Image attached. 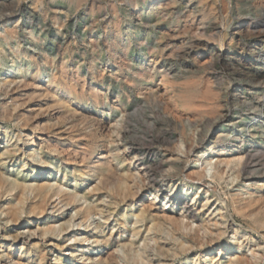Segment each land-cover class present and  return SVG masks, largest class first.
Instances as JSON below:
<instances>
[{
    "label": "rangeland",
    "instance_id": "rangeland-1",
    "mask_svg": "<svg viewBox=\"0 0 264 264\" xmlns=\"http://www.w3.org/2000/svg\"><path fill=\"white\" fill-rule=\"evenodd\" d=\"M263 14L264 0H0V73L2 74H0V104L7 103L8 108L5 117L0 119V137L2 130L15 131L13 135L11 134V138L13 137V141L18 140L16 121L13 118L19 115L31 117L36 115L35 118L41 121L46 133L47 131L49 133L54 125L73 127L76 133L88 134L85 142L89 145L107 146L117 154L118 157L113 159V163L118 172L122 168L120 162L124 160V165L129 164L139 175L142 166L140 163L147 151L158 152L162 147L169 144L172 146L177 142L181 147L179 155L184 157L186 151L184 133L190 134L194 131L195 122L198 123L202 119L206 105L215 103L219 105L221 111L224 109V100L233 96L238 89L242 97L233 107L236 116L239 117L237 123L232 121L225 123L224 133L236 134L241 126L240 123L246 120L247 115L258 109L263 113L261 119L264 121V65L259 73L253 66H247L248 73L238 77L226 70L219 56L220 48L225 47L228 49L227 59L232 55L240 56L242 53L248 60H252L258 52L256 47L259 42L255 35H258L259 27H250V32L247 31L245 19L263 17ZM8 30H11L10 34L5 36ZM62 60L68 67L67 83L69 84L67 85L76 91L74 97H77L71 102V106H76V113H54V110L45 102H41L38 96H25L19 101L21 106L17 108L12 106L11 98H8L3 85V80L8 75H12L18 81H31L35 70L41 69V75L38 76L42 81L49 82ZM6 70L7 74L4 73ZM246 82L243 87L236 85ZM20 83L22 84V81ZM13 86L14 84L8 87V90ZM106 122H111L110 127L102 125ZM117 128H122V132ZM205 129L209 130L210 125H205ZM262 129L263 132L255 134V140L261 147L259 150L252 149L249 155L254 173L252 175L241 173L237 180L231 181L234 174H238L239 168L233 165L231 168H226L224 178L221 180H214L213 173L208 174L207 185L211 188L209 196L213 192L212 188L217 189L221 197L227 199L230 193L254 192L264 185V177L261 175L264 173V127ZM25 143L27 153L37 150L35 158L21 155L22 160L17 164L16 158L11 161L4 156L7 160L5 168L20 171V166L25 164L21 176L32 173L33 168L39 165L46 153V150L42 153L39 146L28 145L25 139L19 141V146L24 147ZM7 147L11 149L7 146V142L0 139V152ZM196 152L191 154L194 155ZM49 157L53 161L49 174H55L70 191L78 189L82 197L80 200L82 205L85 206L91 201L97 202L99 195L91 193L95 180L83 176L76 181L78 166L73 155L52 152L49 153ZM161 172L155 170L152 173L160 177ZM165 184L163 192L157 198L154 197L156 191L152 187L154 194L149 195V200L157 201V205L161 208L181 212L178 207L174 208L171 201L178 196L184 198L181 181L174 178L172 182L166 181ZM174 186L176 189L173 192ZM197 186V184L193 185L189 193L199 191L196 189ZM205 197L206 194L201 190L196 198L197 202L193 203L195 212L199 215L203 214L206 221L210 220L211 230L216 231L213 230L214 234L209 236L202 235L204 240L229 227L222 237L224 246L221 250L230 255L235 252L241 254L244 251L249 257H253V264L258 261L261 263L264 254L263 238L253 233L246 220L240 216L236 215V223L230 224L228 215L231 212L222 213L215 209L216 196H211L209 204L202 208ZM186 201L190 199L187 198ZM110 202L111 198L104 196L102 203L104 210L112 209ZM75 209L76 207L72 205L63 206L60 210L49 209L47 214L50 217H61L63 213L68 219L76 214ZM118 212L123 213L124 209ZM118 212L113 213L108 221L104 217L100 220L108 222L110 227L118 226L116 221ZM107 215L105 213V216ZM25 216L22 218L24 219L22 223L13 224L7 221L4 214H0L1 234L7 233L12 236L19 234L20 238L23 235L24 238L28 234L23 233L27 229L24 224L28 218ZM98 217L100 216L95 215L91 221ZM127 218L129 221L127 224H132L130 212ZM188 220L189 218H185V221ZM191 223L192 228H195L198 222ZM37 225L40 227L45 225L43 218L34 219L30 227L35 229ZM94 225L89 229L93 230ZM234 227L240 229V234L233 235ZM75 229L76 226L69 228V230ZM183 231L188 233L193 229L188 226ZM127 237L128 234L122 238ZM130 237L135 239L133 236ZM259 238L262 240L260 241ZM1 239L4 244L8 242L13 244L12 238L1 237ZM239 242L243 243L241 248H238ZM86 243L90 244L91 241ZM87 244L75 246L74 248L79 247V255L67 261L65 260L71 258V252L75 249L70 247L64 250L54 249L44 242L42 249L48 254V264H54L56 261L58 264L60 262L69 264L70 261L78 263L82 261L80 258L86 257H91V262H97L100 256L106 253L105 246L96 249L95 244L89 248ZM230 245L236 246L232 252L227 249ZM249 248L256 251V256L251 254ZM83 250L87 252L85 257L82 254ZM134 250L137 249L134 248L128 254L132 255ZM13 252L20 253L18 245L14 246ZM203 252L204 250L198 254L204 255ZM196 253L195 249L188 255L180 254L179 258H170L171 261L166 264H182ZM120 255V264H124L126 254L120 250ZM6 257L5 247H0V260ZM8 264L15 263L12 260L8 261Z\"/></svg>",
    "mask_w": 264,
    "mask_h": 264
},
{
    "label": "bare ground",
    "instance_id": "bare-ground-1",
    "mask_svg": "<svg viewBox=\"0 0 264 264\" xmlns=\"http://www.w3.org/2000/svg\"><path fill=\"white\" fill-rule=\"evenodd\" d=\"M245 21L247 31L249 32L250 27H259L258 35H255L259 42V45L256 47L258 52L254 58L248 60L241 53L240 56L232 55V57L227 59L226 53L228 49L224 47L219 50V56L223 60L222 62L226 70L238 77L245 76L248 73L246 72L247 66H253L255 71L259 73L263 70L264 65V14L263 17L245 19ZM9 31L11 30L5 31V36H9ZM58 67L57 72L49 82L42 81L38 76L41 75V69L35 70L31 81L20 80L22 84H19L20 81L12 77V75L5 76L3 85L6 88L8 98H11L12 106L14 105L16 108L21 106V102L19 103V101L25 96H38L41 102H45L50 109L54 110V113H76V106H71L72 100L77 97H74L76 91L67 85L69 84L67 83L68 67L64 60L60 62ZM4 73L7 74V70ZM12 84L14 86L11 90H8V87H11ZM246 84L247 82L236 85L243 87ZM232 87L236 88L237 86ZM238 91L239 89L233 96L229 95L230 98L224 100V109L221 111H219V105L215 103L210 102L211 104L206 105L202 119L198 123L195 122L196 128L194 131L190 132V134L184 133L185 137H183V141L186 147L184 157L179 155L181 147L177 142L172 146L169 144L162 147L158 152L147 151L146 156L142 158L144 161L142 160L140 163L142 165L140 168L141 175H137L129 164L124 165V160H121L122 168L118 172L117 167L113 163V159L118 157V155L113 153L107 146L97 147L89 145L85 142L88 134L76 133V129L73 127L54 125L53 128L51 127L52 130L46 133L41 121L35 118L36 115L35 117L19 115L13 118L16 121L15 128L18 132V140L25 139L28 145L39 146V150L42 153H45L46 150V153L39 165L33 168L32 173L21 176L22 171L25 170V164L20 166V171L5 168L7 160L4 156L10 158L11 161L16 158L15 163H19L23 156L35 158L37 150L27 153V150H25L27 147L26 143L24 147H21L17 139L13 141V137L11 138V134L13 135L15 131L8 132L5 130L3 132L2 130L1 132L2 137L0 139L7 142V146H10L11 149L7 147L3 152H0V214H4L7 221L13 222V224L22 223L24 220L22 218L26 215L25 217L28 219L23 224L25 227L27 226V229L23 233L27 232L28 234L24 238V235L20 238L19 234L12 236L5 233L2 235V229L0 230V247H5L7 256L5 259L0 260V264H8V261L12 260L15 264H48V254L42 249L43 242L53 246L54 249L64 250L66 247L75 249L71 252V258L69 257L65 260L67 261L79 255V247H74L86 245L87 241H91L90 244H87L88 248L94 244L96 245L94 246L96 249L97 247L105 246L107 248L106 253L100 256L97 262H91V257H86L80 258L82 259L81 262L74 263L70 261L69 264H120V250H123L126 254L124 264H166L170 258L174 259L180 254L188 255L195 249L197 251L196 255L182 264H253V257H249L244 251L241 254L235 252L233 255H230L225 254L221 250L224 246L222 237L229 230V227H226L225 230L223 229L224 231L220 230L215 236H210L204 240L202 235L209 236L210 234H214V229L211 230L210 228V220L206 221L203 218V214H197L193 206V203L197 202L196 198L201 190L206 194L202 208L209 204L211 196H216L215 201H217V206L215 209L222 213L231 212L228 215L230 224L236 221V215L240 216L249 224V229L253 233L259 234L264 241V193L262 192L264 191V185L257 189L255 188L254 192L230 193L227 199L222 198L217 189L213 188L211 196L208 195L211 188L207 185V176L210 173H213L212 178L214 180H221L224 178L226 168H231L233 165L239 168L238 174H234L231 181L237 180L241 173H248V175L254 173L251 167L252 164L249 162V155L252 149L259 150L261 147L258 145L259 142L255 140L256 132H263L264 121L261 119L263 117L261 110L258 109L256 112L248 114L246 120L240 123L241 126L234 135L231 132L224 133L223 128L226 122L232 121L237 123L236 120L239 116H236L233 105L236 104V101L241 100V92ZM6 105L7 103L4 104V102L0 104V119H3L5 117L4 114L8 111ZM110 123L106 122L102 125L110 127ZM205 125H210V129L206 130ZM198 129L201 130L198 131ZM195 151H197L196 154L192 155L191 153ZM52 152L73 155L78 166V175L75 177L76 181L83 176L94 179L95 183H93L91 193L99 195L97 202L91 201L85 206L82 205L80 203L82 197L77 191L78 189L70 191L64 187L63 182L55 174H49L53 166V161L49 157V153L51 154ZM96 152L97 155L95 156ZM191 163L193 164L191 165ZM155 170L157 172L162 171L160 177L152 173ZM261 175L264 177V173ZM174 178L181 181L184 198L178 196L171 199V201L174 208L178 207L181 212L174 209L167 210L166 208H161L157 205V201L149 200V195L152 196L154 194L152 187L156 191L154 197L157 198L163 192V186L166 185L165 182H172ZM196 184L198 185L196 189H199V191L189 193L191 187ZM174 189H176V186H174L173 192ZM175 193L177 192L175 191ZM104 196L111 198L110 204L112 209L107 208L104 210V205L102 204ZM187 198L190 201H186ZM183 199L186 200L181 201ZM70 205L76 207V214L70 217L67 216L68 219H66V215H63V213L61 217H50L47 214L49 209L56 208L60 210L63 206ZM120 209H124V212H118ZM115 212H118V218H116L118 226L110 227L108 222L100 220V218L104 217L108 221ZM129 212L132 216V224L130 225L127 224L129 222L127 220ZM105 213L108 215L105 216ZM95 215H99L100 217L91 221ZM41 218H43L45 225L43 227L37 225L35 229H32L30 225L33 223V220ZM185 218H189V220L185 221ZM193 221L198 222L195 228H192L191 225ZM36 223H38L37 220ZM93 224H95L93 230L89 229ZM72 226H76V229L69 230ZM188 226L193 229L192 232L189 231L190 233L183 231ZM234 228L233 235L239 233L240 230L239 228ZM81 229L84 230L80 231ZM78 230L79 232H77ZM127 234V238H122ZM130 236L135 237V239H132ZM1 237H4V239L12 238L13 244H9V242L4 244ZM15 245H18L20 253L13 252ZM238 245V248H241L243 243L239 242ZM125 248L127 249L125 250ZM134 248L137 250H134L135 252L132 255L128 254ZM233 248H236V246L230 245L227 249H230L232 252ZM202 250H204V255H199L198 253ZM249 250L252 255L256 256L254 249L251 250L249 248ZM82 254L85 257L87 252L83 250ZM219 254L220 256H218ZM263 261L264 254L262 255L261 263L258 261L256 264H263ZM54 264H58V261Z\"/></svg>",
    "mask_w": 264,
    "mask_h": 264
}]
</instances>
